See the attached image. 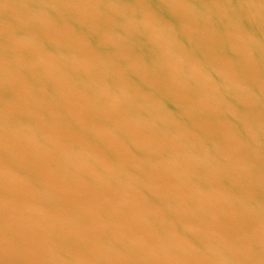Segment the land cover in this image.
<instances>
[{"label":"water","instance_id":"1","mask_svg":"<svg viewBox=\"0 0 264 264\" xmlns=\"http://www.w3.org/2000/svg\"><path fill=\"white\" fill-rule=\"evenodd\" d=\"M0 264H264V0H0Z\"/></svg>","mask_w":264,"mask_h":264}]
</instances>
